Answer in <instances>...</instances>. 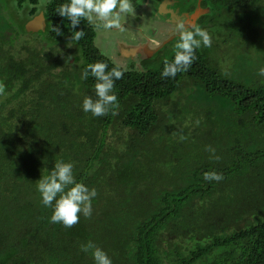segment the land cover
I'll use <instances>...</instances> for the list:
<instances>
[{
  "label": "trees",
  "instance_id": "16d2710c",
  "mask_svg": "<svg viewBox=\"0 0 264 264\" xmlns=\"http://www.w3.org/2000/svg\"><path fill=\"white\" fill-rule=\"evenodd\" d=\"M143 1L132 3L139 9ZM4 2L0 264H94L80 250L90 240L113 264H264V0H202L194 26L212 44L174 78L161 72L178 37H166L155 56L120 65L102 54L87 20L76 29L84 36L68 43L70 24L56 14L67 0ZM27 5L29 19L45 15V30L15 20L13 6L21 14ZM196 8H186L188 17ZM225 21L229 35L217 40ZM98 61L123 76L114 83L117 102L94 117L81 104L95 98V78L82 73ZM58 160L72 162L75 179L97 191L91 216L70 228L51 222L36 190ZM212 171L222 179L205 181Z\"/></svg>",
  "mask_w": 264,
  "mask_h": 264
},
{
  "label": "clouds",
  "instance_id": "9594fccd",
  "mask_svg": "<svg viewBox=\"0 0 264 264\" xmlns=\"http://www.w3.org/2000/svg\"><path fill=\"white\" fill-rule=\"evenodd\" d=\"M44 6L41 5L42 8ZM134 13L132 0H67L56 8V14L66 18L70 24L71 37L68 43L78 42L84 36L83 30H76L81 19L87 20L90 25L94 24L97 29H122L121 18ZM95 21L101 23H94ZM53 28L57 36L61 35L58 26ZM174 32L178 37L175 54L171 62L165 61L162 77L174 78L177 73L186 72L194 62L195 50L201 46L210 47L212 44V37L201 27L187 28L181 22L175 26ZM102 54L107 55V52ZM71 59L69 56V60ZM107 69V63L98 61L89 64L82 73V79H86L89 73L95 78V98L85 96L81 104L82 110L94 117L106 115L109 107L117 102L113 91L114 83L122 78L123 70L118 65L111 70ZM258 75L264 77V67L258 69ZM4 90L5 86L0 83V93ZM208 150L213 153L215 151ZM73 168L72 162L55 161L48 174L41 176L36 185L42 205L52 210L51 222L68 228L79 222L81 214L86 218L91 216L92 200L97 196L95 188H89L75 179ZM203 178L211 182L220 181L222 176L212 171L204 173ZM80 250L84 253L90 252L94 264H113L109 255L91 240L82 244Z\"/></svg>",
  "mask_w": 264,
  "mask_h": 264
},
{
  "label": "rangeland",
  "instance_id": "374dc122",
  "mask_svg": "<svg viewBox=\"0 0 264 264\" xmlns=\"http://www.w3.org/2000/svg\"><path fill=\"white\" fill-rule=\"evenodd\" d=\"M4 1L7 2V0H2L3 4L5 3ZM197 0H194L193 2H196ZM200 3V0H199ZM198 3V4H199ZM150 6H152L153 8V15H158L159 12H167L166 8L168 7V5L166 3H164L162 6L160 3L157 2H150L149 3ZM191 5H195L194 3H191ZM199 7V6H197ZM30 6L27 5L25 7V9H23L22 13L20 14V12L17 11L16 6H13V14L15 16V20L19 21V22H23V23H28L29 21L33 20V18L29 19L28 17V10H29ZM42 9V7H41ZM149 10L150 7H142V8H135V13L133 15H126L123 16L121 18V24L123 25L122 29H104L103 27L97 29V38H96V44L97 46H101L103 48V50L105 52H108L110 57L116 61V63L123 65L124 63V59H123V55L119 56L117 54V51L121 50L118 41H123L128 43L127 48L132 49L133 51L129 50L128 51V56L129 54L132 52V57L134 59H136L138 62L140 60H142V58L149 54L150 57L155 56L162 48L163 45H165L166 41L164 39L165 38V33L166 32V28H171V27H175L176 25L174 23H170L168 21L166 22H162L161 20H157V19H151L152 17L149 16V13L152 14V12H150ZM149 11V13H148ZM197 12L195 13V15H193L192 17L196 18L198 12L200 11V8L196 10ZM41 13V11L37 14L39 15ZM23 14V15H22ZM152 15V16H153ZM230 21V20H229ZM229 21H225V27L222 26V28L224 29V31L222 33H220V36L218 37L216 36L217 40H222V38L224 37H228V32H229ZM183 22L185 24V27L187 28H191L192 26H194V21L191 18H187V19H183L179 21V23ZM22 23V24H23ZM94 23H101L99 21H95ZM47 26V25H46ZM46 29V27H45ZM44 29V30H45ZM165 29L164 32H160V30ZM157 30V31H156ZM226 30V31H225ZM167 34V33H166ZM219 35V34H218ZM108 37H111L108 39ZM176 34L173 31L171 34V37L169 38H176ZM151 38V39H150ZM26 39H28V37H23L22 41L20 43H17L16 46V50H18V52H21V47L18 44H23V41H26ZM241 40V39H240ZM240 40H237L240 42ZM160 41H162V43H159ZM117 42V44H116ZM112 43L114 45H112ZM143 43H151V45H159V48L157 50H147V48L145 47V44ZM159 43V44H158ZM136 44H139L138 46H136ZM142 44V45H140ZM175 44L174 43L170 48V53L175 52ZM232 45H228L227 47V51H229L232 55H236L238 53V49L235 48L236 46L231 43ZM109 45L112 46V51L109 50L110 47ZM116 45V46H115ZM62 46V45H61ZM126 48V47H124ZM123 48V49H124ZM135 48V49H134ZM109 50V51H108ZM107 53V55H108ZM162 53H160L161 55ZM126 56V55H125ZM230 61L228 60L226 63H229Z\"/></svg>",
  "mask_w": 264,
  "mask_h": 264
},
{
  "label": "flooded vegetation",
  "instance_id": "af4514ba",
  "mask_svg": "<svg viewBox=\"0 0 264 264\" xmlns=\"http://www.w3.org/2000/svg\"><path fill=\"white\" fill-rule=\"evenodd\" d=\"M194 0H144L143 1V7H150L151 10H149L150 12H152V14L149 13V16H151L152 18L151 19H157V20H161L162 22H170V23H174L175 25L179 24V21L183 19H189L191 18L193 21H194V17H192L193 15H195L194 13L193 14H189V17H188V13L186 11V8L191 4V3H194L195 4V7L199 6L200 7V3L202 2V0H200V3H199V0H197L196 2H193ZM150 2H157V3H160L161 6L166 3L168 5V7L166 8L167 12H159L158 15H153V8L152 6H150ZM199 3V4H198ZM199 7H197L196 9H198ZM197 12V11H196ZM153 15V16H152ZM195 24V23H194ZM175 27L172 29L174 31ZM157 31V30H156ZM165 29H161L160 32H164ZM165 33V38L166 37H171V34L170 33H167V32H164ZM167 33V34H166ZM111 38V37H108V39ZM177 38V37H176ZM175 38V40H176ZM151 39V38H150ZM174 39V38H172ZM119 43V46L121 47L120 51L121 53H119V56L122 54L123 55V59L125 60L123 64H128V62H135V63H139L136 59H134L131 55H132V52L129 54L128 56V51L131 50L133 51L132 49H129L127 48V46L125 45V43L123 41H118ZM159 43H162V41H160ZM158 43V44H159ZM117 44V42H116ZM112 45H114L112 43ZM116 46V45H115ZM110 49L112 51V46L109 45ZM126 47V48H124ZM124 48V49H123ZM135 49V48H134ZM108 50V51H109ZM121 55V56H122ZM126 55V56H125Z\"/></svg>",
  "mask_w": 264,
  "mask_h": 264
},
{
  "label": "water",
  "instance_id": "95a60500",
  "mask_svg": "<svg viewBox=\"0 0 264 264\" xmlns=\"http://www.w3.org/2000/svg\"><path fill=\"white\" fill-rule=\"evenodd\" d=\"M46 25H47V23H46L45 16L43 14H40V15L36 16L33 20L26 23L25 27H26V30H28L30 32H38L40 30H44ZM165 41L168 42V40H165ZM158 48L159 47H156L153 49L151 48L152 50H150V51L157 50Z\"/></svg>",
  "mask_w": 264,
  "mask_h": 264
}]
</instances>
